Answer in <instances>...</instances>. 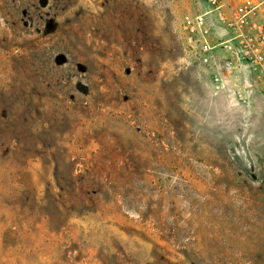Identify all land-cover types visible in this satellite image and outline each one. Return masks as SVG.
I'll return each instance as SVG.
<instances>
[{
  "label": "rangeland",
  "instance_id": "obj_1",
  "mask_svg": "<svg viewBox=\"0 0 264 264\" xmlns=\"http://www.w3.org/2000/svg\"><path fill=\"white\" fill-rule=\"evenodd\" d=\"M200 7L0 0V264H264V103L186 43Z\"/></svg>",
  "mask_w": 264,
  "mask_h": 264
},
{
  "label": "built area",
  "instance_id": "obj_2",
  "mask_svg": "<svg viewBox=\"0 0 264 264\" xmlns=\"http://www.w3.org/2000/svg\"><path fill=\"white\" fill-rule=\"evenodd\" d=\"M258 7L255 0L236 4L206 0V9L200 7L199 13L182 23L181 30L204 62H210L217 51L222 53L220 71L213 76L218 88H235L234 93L244 102L248 89L264 103V15ZM244 71L247 86L240 82Z\"/></svg>",
  "mask_w": 264,
  "mask_h": 264
},
{
  "label": "water",
  "instance_id": "obj_3",
  "mask_svg": "<svg viewBox=\"0 0 264 264\" xmlns=\"http://www.w3.org/2000/svg\"><path fill=\"white\" fill-rule=\"evenodd\" d=\"M198 2L200 3L201 8L203 10H205L206 9V0H198ZM40 3H41V5L44 6V5H46L47 0H40ZM55 62L57 64L61 65V64H64L65 62H67V58H66V56L64 54H58L56 56V58H55ZM251 177L253 179H256V177H257L255 172H254V168L253 167H251Z\"/></svg>",
  "mask_w": 264,
  "mask_h": 264
},
{
  "label": "trees",
  "instance_id": "obj_4",
  "mask_svg": "<svg viewBox=\"0 0 264 264\" xmlns=\"http://www.w3.org/2000/svg\"><path fill=\"white\" fill-rule=\"evenodd\" d=\"M245 124H246V130H245V134H244V136L242 137L241 143H242V145H243V148H244V150H245V153H246V156H247L248 160H249L250 162H252L251 157H250V155H249V150H248V147H247V144H246V136H247V135L251 132V130H252V125L249 124V118H247V122H245Z\"/></svg>",
  "mask_w": 264,
  "mask_h": 264
},
{
  "label": "flooded vegetation",
  "instance_id": "obj_5",
  "mask_svg": "<svg viewBox=\"0 0 264 264\" xmlns=\"http://www.w3.org/2000/svg\"><path fill=\"white\" fill-rule=\"evenodd\" d=\"M247 118H248V117H245L244 122H247ZM245 130H246V124H244V125L241 127V135H242V137H243L244 134H245Z\"/></svg>",
  "mask_w": 264,
  "mask_h": 264
}]
</instances>
